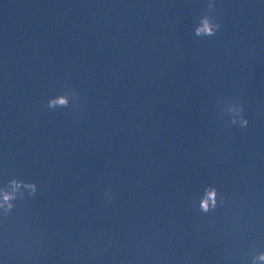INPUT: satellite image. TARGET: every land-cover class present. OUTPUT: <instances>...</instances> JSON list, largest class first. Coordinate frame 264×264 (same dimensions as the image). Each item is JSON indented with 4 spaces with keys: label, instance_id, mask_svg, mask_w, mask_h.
I'll return each instance as SVG.
<instances>
[{
    "label": "water",
    "instance_id": "water-1",
    "mask_svg": "<svg viewBox=\"0 0 264 264\" xmlns=\"http://www.w3.org/2000/svg\"><path fill=\"white\" fill-rule=\"evenodd\" d=\"M0 0V264H250L264 251V0ZM74 88L79 111L46 110ZM239 97L246 128L221 111ZM215 184L231 199L201 217ZM114 200L107 203L104 190ZM264 264V262H261Z\"/></svg>",
    "mask_w": 264,
    "mask_h": 264
},
{
    "label": "clouds",
    "instance_id": "clouds-1",
    "mask_svg": "<svg viewBox=\"0 0 264 264\" xmlns=\"http://www.w3.org/2000/svg\"><path fill=\"white\" fill-rule=\"evenodd\" d=\"M216 4L209 0L205 14L200 15L194 24L193 32L198 38L214 37L221 30L222 25L214 14ZM82 104L81 93L74 88H66L62 93L51 96L44 106L46 110L64 109L71 106L73 111H79ZM221 111L229 116L227 124L237 126L241 129L249 125V119L245 114V108L240 98L234 97L226 104H221ZM38 185L34 181L22 179L13 175L11 179L0 186V210L5 220L12 217L18 203H27L35 198L38 192ZM104 199L107 203L114 200V194L110 188L104 190ZM231 199L221 191L215 184H208L202 193L191 201V206L201 216H215L220 210L229 207ZM264 262V251L251 257L250 264H261Z\"/></svg>",
    "mask_w": 264,
    "mask_h": 264
}]
</instances>
